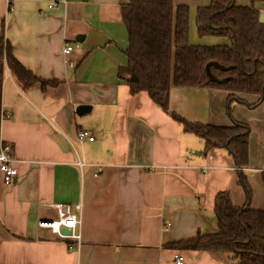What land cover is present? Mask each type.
Instances as JSON below:
<instances>
[{"label": "crops", "instance_id": "1", "mask_svg": "<svg viewBox=\"0 0 264 264\" xmlns=\"http://www.w3.org/2000/svg\"><path fill=\"white\" fill-rule=\"evenodd\" d=\"M130 2L0 0V144L13 148L18 171L15 185H0V264H176L178 255L185 264H234L167 246L216 233L220 194L246 206L240 179H247L250 206L264 210V122L250 111L258 98L239 96L242 104L255 100L249 110L238 100L228 104L222 90L170 92V112L190 123L250 128L249 166L238 169L226 148L207 150L147 93L132 96L118 77L128 62L122 9ZM190 16V45L225 44L201 39ZM4 42L35 76L61 84L23 89L2 61ZM66 45L74 47L67 56ZM81 106L90 111L79 114ZM81 131L95 141L80 143ZM59 204L82 219L80 243L39 227L57 218Z\"/></svg>", "mask_w": 264, "mask_h": 264}, {"label": "trees", "instance_id": "2", "mask_svg": "<svg viewBox=\"0 0 264 264\" xmlns=\"http://www.w3.org/2000/svg\"><path fill=\"white\" fill-rule=\"evenodd\" d=\"M237 0H212L208 8L197 11L198 36L227 39L221 47L192 46L189 42L190 9L174 0H131L122 9L129 39L125 52L128 62L120 67L118 77L125 81L132 96L147 93L184 129L205 142L207 150L226 148L238 164L249 165L250 128H219L190 123L170 112L172 87L215 89L228 94V104L239 96L257 97L256 106L264 100V23L261 6L264 0H251L250 6H238ZM2 55L23 89L41 84L43 89L57 87L59 81H46L27 70L4 42ZM228 109L230 106L228 105ZM264 181V171L262 172ZM247 204L236 207L227 193L216 201L219 229L216 233L198 234L192 239L172 243L176 251L210 253L235 264H264V210L251 205L252 193L240 179Z\"/></svg>", "mask_w": 264, "mask_h": 264}, {"label": "built area", "instance_id": "3", "mask_svg": "<svg viewBox=\"0 0 264 264\" xmlns=\"http://www.w3.org/2000/svg\"><path fill=\"white\" fill-rule=\"evenodd\" d=\"M74 51V47L71 45H66L63 51L64 55H69ZM2 61L7 63L6 57L2 55ZM67 64L73 66V64L68 60ZM86 140L91 142L95 141V137L91 136L86 131H81L78 135V141L84 143ZM80 168H84L86 164L82 161L78 163ZM18 176V171L14 166V156L13 148L9 145L3 143L0 144V185L4 187H12L15 185ZM97 176V175H95ZM58 212L56 219L42 220L39 223V227L44 230H49L53 234L58 235L62 239L76 240L81 242L80 228L82 226V219L73 210V207L68 204H59L55 206ZM77 212H81L82 206L77 204L75 207ZM171 225L169 224L164 228L165 232H169ZM69 231L70 235H64V231ZM176 264H185V259L183 256H176Z\"/></svg>", "mask_w": 264, "mask_h": 264}, {"label": "rangeland", "instance_id": "4", "mask_svg": "<svg viewBox=\"0 0 264 264\" xmlns=\"http://www.w3.org/2000/svg\"><path fill=\"white\" fill-rule=\"evenodd\" d=\"M177 2H181L179 5L188 7L190 9L191 15H193L194 18L197 16V11L199 9L208 8L212 4V0H177ZM262 12L264 13V9H262ZM220 39L223 41V43H225V44H221V45H227L226 44L227 41H228L227 39H223V38H220ZM245 100H246V103H244V104L241 103L243 105V107L246 108V109H249L248 108V104L250 103V108L252 109L251 106L253 105V103H255V100L254 99H245ZM247 101H249V103ZM250 111L251 112L258 111L257 114H255V115L252 116L253 119L264 122V104H261V105L259 104L257 106V109L256 110H250ZM256 142L257 141H255L253 144H256ZM263 145L264 144H261V146H263ZM234 262H236V261L234 260Z\"/></svg>", "mask_w": 264, "mask_h": 264}, {"label": "water", "instance_id": "5", "mask_svg": "<svg viewBox=\"0 0 264 264\" xmlns=\"http://www.w3.org/2000/svg\"><path fill=\"white\" fill-rule=\"evenodd\" d=\"M260 22L261 23H264V13L261 15ZM82 39L83 38H81V39L80 38H77V41H82ZM89 111H90V107H88V106H81V107H79L77 109V112L79 114H85V113H87ZM63 234L64 235H70V232L66 230V231L63 232Z\"/></svg>", "mask_w": 264, "mask_h": 264}]
</instances>
